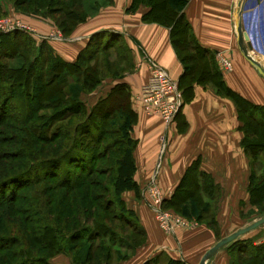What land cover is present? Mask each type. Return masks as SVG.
<instances>
[{
	"label": "crops",
	"instance_id": "1",
	"mask_svg": "<svg viewBox=\"0 0 264 264\" xmlns=\"http://www.w3.org/2000/svg\"><path fill=\"white\" fill-rule=\"evenodd\" d=\"M132 1L103 0L73 28L71 40L50 43L54 53L66 62H74L87 46L92 50L105 45L120 52L117 56L126 68L94 85H128L139 95L140 86L151 72L150 62L162 66L180 84L184 65L171 42L169 26L146 20L148 7H131ZM237 1L189 0L183 15L194 41L213 55L216 64L218 57L231 59L232 70L221 71L225 86L253 104L264 105V79L238 44ZM21 16L36 30V36H47L56 27L43 16ZM241 27L248 55L264 65V0L243 1ZM181 89L183 103L168 124L157 115L147 114L142 102H137L131 138L135 142L133 179L139 191H125L122 198L127 209L138 217L147 238L124 264H143L157 255L199 264L219 239L255 221L250 220L253 215H247L252 208L248 193L250 161L241 146L243 132L235 103L210 82L187 81ZM151 184L159 188L163 201L180 205L193 194L199 198L200 207L209 203V208L200 219L191 216L190 220L196 221L191 228L165 234L151 207L147 191ZM258 228L243 239L264 242L262 229ZM228 258V253L219 251L208 264H230Z\"/></svg>",
	"mask_w": 264,
	"mask_h": 264
},
{
	"label": "trees",
	"instance_id": "2",
	"mask_svg": "<svg viewBox=\"0 0 264 264\" xmlns=\"http://www.w3.org/2000/svg\"><path fill=\"white\" fill-rule=\"evenodd\" d=\"M18 1L21 2V0H14V4H19ZM81 1L82 0H23L22 2L30 4L29 11L34 13L42 12L41 14L47 13L49 15H51V13H59L60 17L56 20H52L55 21L56 26L61 29L67 37L79 22L85 20L86 13H88L86 9H83L82 11V8L84 7H80ZM188 1L189 0H133L131 7L145 5L148 7V12L144 16L146 20L155 21L169 26L171 42L177 51L180 61L184 65V74L181 78L180 84L178 83L180 89L181 84L187 81H195L202 84L210 82L214 85L217 92L232 99L235 103L238 119L240 121V129L243 132L241 146L250 161L248 193L252 208L247 212V215H256L258 218L264 217V163L258 164V160L262 159L264 161V105L253 104L225 86L224 81L222 80L221 71L214 62L213 55L208 53L207 50L201 48L198 43L194 41L191 28L183 15V9ZM75 6H77L78 9H76ZM96 9V5H91L90 10L95 11ZM15 33L19 34L18 31L4 34H8L7 36L9 37H17L18 35H14ZM95 37L92 36V39ZM0 44L5 46L7 53L4 56L10 60V63L0 65V69L3 70V76L0 77V80L9 83V85H23L24 87H31L34 90L32 93H28L27 90L23 96V102H19V105L25 109L23 113L31 119H33L35 109V106H33L32 103L36 102V104L40 105V100L48 98L45 95V89L47 87L50 88L52 85H56L57 92L55 94H58V97L68 105L69 102L75 101L74 97L84 90V86H93L106 76L104 74V76H102L100 73L102 67L101 70H99L98 68L90 67V64L96 61L102 54L112 56L115 61L117 59L119 60L117 54L120 53L115 49H109V47L105 45L92 50L87 46L86 50L79 54L75 62L68 63L56 55L51 48H49L48 51H40L42 50L41 45L36 47V45L31 40L28 41V39L23 43L20 41L17 43H11L9 40L3 38L1 39ZM39 48L41 49L39 50ZM41 61L52 62V66L49 71L47 70V73H43L44 65ZM104 63L105 62L103 61V64ZM109 66L114 67V64L110 63ZM122 70H124L123 67H119V69L114 68L113 75H119ZM93 72L95 74H93ZM63 73L67 74V76L59 79V76H62ZM44 85L46 86L45 88ZM61 85H65L64 87H61L62 89L66 88L65 91L61 90ZM119 87H121V85L113 86L112 91ZM11 88H7L6 90L4 87H0V97L4 98L6 94H8L6 101L2 99L0 102V112L6 110L5 104L13 98L10 91ZM64 98H67V100ZM70 98L72 99L70 100ZM78 106L81 108V103ZM78 112H81V109H79ZM119 112L116 113L119 123L117 129L122 137L125 147L122 148L121 155L115 160L116 168L114 175L108 179L113 194L110 206L114 205L118 208L120 214L119 218L121 217L124 221L131 223V229L141 239L138 243L129 245L124 242L120 245L122 243V241H119L121 240V237L102 223V220L109 222L110 218L117 219L116 215H111V211H109V214L106 213L105 210H108L109 208V205L107 206L106 204L98 205L100 211H93V213H90L94 218V221H92L93 228L86 229V237H81L79 236L81 233H77V237L72 238L69 236V238L64 240L59 236H55V229L50 222L46 221L43 224L41 231L37 232L41 234L40 239H42V243L44 242L43 239H46L45 241H48L46 244L51 246V248H49L48 245L44 244L47 246L48 252L51 250L52 252L63 251L68 253L78 264H91L93 261H102V264H110L112 260H115V257L116 260L128 257V254L122 255L119 249H116V246H123L127 250L132 251L135 247L141 246L146 242V234L138 225V219L136 218L135 213L132 210L127 209L122 198V194L125 191L133 190L136 194L139 191L138 186L133 179L136 171L132 156L135 142L131 138L132 125L135 121L133 117H136V115L130 117V115L123 114L121 111ZM27 135L29 134L27 133ZM57 137V135H52L49 142L56 140ZM29 139L30 143L34 140L30 135ZM29 139L27 138L25 142ZM23 147L26 148L27 146ZM29 153L28 149L24 151L22 150L15 158L7 159L6 154L3 155L2 152H0V189L4 187L10 190V195L8 198H5V201H2L0 205L6 207L9 212L16 211V209L12 208L14 204L19 200H24V198L21 199L17 196L20 188H30L31 186H36L48 180V174L46 173L42 177L36 178L33 181L29 179L30 175L36 170L35 163H28ZM42 161L54 162L59 161V159L56 158ZM36 164H38L37 161ZM37 166L39 167L40 165ZM18 167H22L23 169L22 171L15 173L13 169ZM51 176L53 177L56 175ZM70 176V174L66 175L64 180L58 178L54 179L59 187L65 188V191L58 194V198L60 202H62L64 208L60 205L57 208V211H54L53 209H47L45 207V211L49 213L50 220L55 223L60 222V219L58 218L62 215L69 217L70 213L74 210L81 211L79 204H74V202L80 196H82L83 199L86 198L87 194L89 195L88 189L85 191L81 190L83 186L87 185L88 181H86L85 184L84 179L80 181L78 177H75L76 179L74 178L75 181L72 183L69 180ZM77 190H80V192ZM42 192L44 191L41 190V195ZM0 194L3 195L4 191L2 192V190H0ZM200 204L201 202L199 198L193 194L189 195L184 203H181L180 205H177L173 201H163V207L165 209L173 208L172 210L174 212L187 219H191V216H196L197 219L203 217L204 212L208 210L210 204L204 203L202 207H200ZM45 211L41 210L39 207L35 210V214H37L40 219H44L43 212ZM56 212L57 214H55ZM70 219L71 216L68 220L65 218L64 222H60L63 230L71 226ZM73 227H77L75 223L73 224ZM24 230L26 233L29 232L32 235L36 233L35 231H33L34 233L32 232L34 228L29 223L25 226ZM3 231L6 234L10 233L8 229H3ZM80 238L81 240L83 239V243L78 246L77 240H80ZM51 241H53L54 244H51ZM242 241L243 244H237L236 241L230 243L231 252L237 251L241 256L246 253L247 257L245 264H264V242L259 245H253L250 243V240L243 239ZM14 244H19L20 249L16 251L8 249L7 247L0 248V252H6L0 255V264L1 262L5 264H30V261L34 259L31 258V256H28L32 255L33 252L31 244L27 243L26 248V243H24L23 240H18L14 242ZM52 252H50L51 255L53 254ZM161 257V255H157L145 264H160ZM45 260L48 259H43L44 262ZM239 260L244 259L243 257H239ZM164 261L165 264H186L170 257H166ZM231 264H234V262L231 261Z\"/></svg>",
	"mask_w": 264,
	"mask_h": 264
},
{
	"label": "rangeland",
	"instance_id": "3",
	"mask_svg": "<svg viewBox=\"0 0 264 264\" xmlns=\"http://www.w3.org/2000/svg\"><path fill=\"white\" fill-rule=\"evenodd\" d=\"M22 1L23 0H21V2L18 1L19 4L15 5L14 0H0V41L4 38L11 43H17L19 41L23 43L28 39V41L31 40L36 47L41 45L42 50L39 48L40 51H48V49L51 48L52 51L55 52L50 45L51 42L70 39V36L66 37L62 30L56 26L55 21L52 20L59 18V13H51V15L47 13V15L41 14L42 12L34 13L29 11L30 4H26ZM101 3H103V0H82L80 7H84L82 11L83 9L87 10V18L90 13L94 12L90 10L91 5H96L97 7ZM75 8L78 9L77 6H75ZM21 15L43 16L53 21L56 27H54L53 31L47 36H36V30L28 25ZM15 18L24 23L27 27H30L31 31L17 29L11 27L10 24L6 25V21H14L13 19ZM85 20L79 23H83ZM8 27L13 29H8ZM14 31H18L19 34H14L18 35L17 37L7 36ZM6 53L5 46L0 44V65L10 63L9 58L4 56ZM226 58L229 60L232 70V61L229 57ZM219 59L220 57H218L217 62H219ZM103 61L105 62L104 64ZM41 63L44 65L43 73H47V70L49 71L52 66V62L41 61ZM110 63L114 64V67L109 66ZM217 65L219 64L217 63ZM90 67L98 68L99 70H101L102 67V71L100 72L102 76L108 74L112 76L114 74V68H126L124 64H120L118 59L115 61L114 58L108 54L99 56L96 61L90 64ZM218 67L222 72L230 71L224 70L222 66ZM2 71L3 70L0 69V77L3 76ZM93 74L95 73L93 72ZM66 76L67 74L63 73L62 76H59V79L65 78ZM64 86L65 85H61L60 88ZM113 86L115 85L84 86V90L80 94L76 97L73 95L75 101L69 102L68 105L58 97V94H55L57 92L56 85H52L50 88L47 87L45 89V95L48 98L40 100V105L36 104V102L32 103L35 109L33 119H31L23 113L25 109L19 105V102H23V96L27 90L28 93L34 92L33 88L24 87L23 85H9V83L0 80V87H4L6 90L12 87L10 91L13 95L11 101L6 104L4 103L6 105V110L0 112V152H2L3 155L6 154L7 159H13L22 150L28 149L30 152L28 163H35L36 165V170L30 175L29 179L33 181L36 178L42 177L45 173L48 174L47 181L36 186H31L30 188H20L17 196L21 199L24 198V200H19L14 204L12 208L16 209V211L9 212L6 207L0 205V248L7 247L8 249L17 251L20 249V245L14 244V242L23 240V242L26 243L25 248L27 247V243H30L33 249L32 255H28L34 258L30 261V264H78L73 260L70 254L63 251L52 252L49 250L48 252L46 246L48 245L46 244L48 241L43 239L44 242L42 243V239H40L41 234L37 231H41L43 224L48 221L55 229V236H59L64 240L69 238V236L72 238L77 237V233H81L79 234L81 237H86V229L93 228L92 221H94V218L90 213H93V211H100L98 205L103 204L109 205L108 210H105L106 213L109 214V211H111V215L117 216V219L110 218L109 222L102 220V223L121 237V240L118 239L120 242L122 241L120 245L124 242L131 245L140 241L141 238L131 229V223L124 221L121 217L119 218L120 214L116 206H110L113 194L108 181V179L114 175L116 168L115 160L121 155L122 148L125 147L117 129L119 123L116 113L121 111V113L133 117L136 115L135 109L138 108L137 102L140 101V99L139 95L132 92L128 85H121V87L112 91ZM45 87L44 85V88ZM61 90L65 91L66 88H61ZM7 98L8 94H6L4 98L0 97V102L2 99L6 101ZM64 99L67 100V98ZM71 99L72 98H70V100ZM80 103L81 108L78 106ZM79 109H81V112H78ZM133 118L135 119V117ZM27 133L34 138L32 143H30ZM52 135H57L58 137L56 140L49 142ZM27 138L29 140L25 142ZM23 146L27 147L25 148ZM56 158H58L59 161H42ZM36 161L38 164H36ZM262 163H264L262 159L258 160V164ZM37 165L40 166L38 167ZM22 169V167H18L13 170L17 173L22 171ZM69 174L71 175L69 180L72 183L75 181V177H78L80 181L84 179L85 184L86 181H88L87 185L83 186L81 190L85 191L88 189L89 195L87 194L86 198H83L84 200L82 196L75 200L74 204H79L81 211L74 210L70 213L71 226L63 230L60 222H64L65 218L68 220L70 216L66 217L62 215L58 218L60 222L55 223L50 220L49 213L45 211V207L47 209H53L54 211H57L60 205L63 207L62 202H60L58 198V194L65 191V188L59 187L54 179L58 178L64 180L66 175ZM51 175L56 176L52 177ZM0 190H2V192L4 191L3 195L0 194L1 203L5 201V198H8L10 190L4 187ZM41 190L44 191L42 195ZM77 191L80 192V190ZM39 207L41 210L45 211L43 212L44 219H40L38 215L35 214V210ZM169 210L173 211L172 209ZM55 214H57V212ZM136 218L138 219L137 216ZM257 218L258 217L255 215L251 217L250 220H256ZM28 223L33 226L34 230H32V232L35 231V234L26 233L24 230ZM74 223L77 227H73ZM195 223L196 221H193V226ZM3 229H8L10 233L6 234ZM260 229H262V234L264 235V225L260 226ZM144 232L146 234L145 230ZM244 236H242V239L240 238L236 241L237 244H243L242 240ZM254 241H256V239H250V243L253 245L263 243H256ZM50 243L54 244L53 241ZM82 243L83 239L81 240L80 238V240H77L78 246ZM228 245L220 249V251L228 253L230 264L231 261H233L234 264H245L247 257L246 253L241 256L237 251L231 252L230 244ZM141 246L135 247L132 251L127 250L123 246H116V249H119L122 255L128 254V257L121 260H116L115 257V260H112L113 262L111 261L110 264H124L134 255L136 249ZM49 248H51V246H49ZM50 252L53 254L51 255ZM4 253L6 252H0V255ZM239 257H243L244 260H239ZM45 258L48 260L44 262L43 259ZM165 258V256H162L159 263L165 264ZM150 259L146 262H149ZM1 264L5 263L1 262ZM91 264H102V261H93Z\"/></svg>",
	"mask_w": 264,
	"mask_h": 264
},
{
	"label": "built area",
	"instance_id": "4",
	"mask_svg": "<svg viewBox=\"0 0 264 264\" xmlns=\"http://www.w3.org/2000/svg\"><path fill=\"white\" fill-rule=\"evenodd\" d=\"M6 21V25L17 29L31 31L18 19ZM8 29H13L8 27ZM151 72L145 82L140 86L139 99L147 114L159 116L166 124L171 123L183 103L182 91L178 81L171 78L160 65L150 62ZM220 66L224 70H231V64L226 57H220ZM147 191L150 195L151 207L159 229L166 234H175L180 229L193 226V221L163 207L161 191L155 184H151Z\"/></svg>",
	"mask_w": 264,
	"mask_h": 264
},
{
	"label": "water",
	"instance_id": "5",
	"mask_svg": "<svg viewBox=\"0 0 264 264\" xmlns=\"http://www.w3.org/2000/svg\"><path fill=\"white\" fill-rule=\"evenodd\" d=\"M244 0H238L235 8V22H236V30H237V40L240 49L246 60L252 65L257 73L263 77L264 79V65L260 63L258 60L250 57L247 53L246 46L244 45V35L242 32L241 27V16H242V5ZM264 225V217H260L250 223L249 225L237 229L235 232L222 237L219 239L201 258L199 264H208V262L222 249L223 247L227 246L228 244L237 241L238 239H242V236L249 233L250 231Z\"/></svg>",
	"mask_w": 264,
	"mask_h": 264
}]
</instances>
